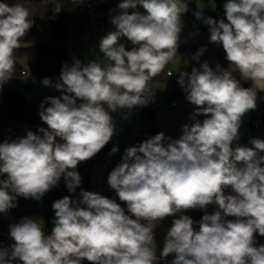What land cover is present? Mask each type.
Returning a JSON list of instances; mask_svg holds the SVG:
<instances>
[{"label": "clouds", "instance_id": "clouds-1", "mask_svg": "<svg viewBox=\"0 0 264 264\" xmlns=\"http://www.w3.org/2000/svg\"><path fill=\"white\" fill-rule=\"evenodd\" d=\"M117 7L114 30L99 40L105 62H64L55 83L42 80L59 93L39 104L47 127L0 142V214L15 208L18 197L41 200L61 179L73 194L53 202L50 234L37 218L10 224L0 264H159L169 256V264H264V244L256 240L264 237V139L239 143L242 117L264 92V0H226L220 19L194 13L207 25L209 43L222 46L228 67L204 61L178 72L194 106L181 134L161 131L127 147L107 176L127 212L116 199L82 188L77 169L117 134L112 113L126 120L154 102L150 82L177 55L188 4L122 0ZM30 15L24 3L0 2V87L13 78ZM206 50L191 59L199 63ZM234 71L251 86H242ZM118 151L113 146L109 156ZM209 205L216 210L209 213ZM192 210L203 211L199 221L185 214ZM168 218L157 257L156 229Z\"/></svg>", "mask_w": 264, "mask_h": 264}, {"label": "trees", "instance_id": "trees-1", "mask_svg": "<svg viewBox=\"0 0 264 264\" xmlns=\"http://www.w3.org/2000/svg\"><path fill=\"white\" fill-rule=\"evenodd\" d=\"M0 2H6L9 4L24 3L25 6L30 9L31 15L29 20L33 23L29 32L21 40L20 47L14 53L15 71L12 79L18 78L21 75L23 68L28 67L31 72L30 79L28 80V86L30 88L33 87L34 82H42L44 78H50L51 81L55 83L59 79L62 64L68 62L70 37L69 26L72 20L74 7L77 3L83 2V0H0ZM111 6V4L99 3H88L86 5L85 10L77 19L75 46H78L80 38L85 30L92 27L93 18L98 15V13L107 11ZM57 9H60L61 11L57 13ZM210 44L211 43L208 41L204 44L189 47L180 46L177 53L194 50ZM217 63L222 68L228 67V62L225 59V52L220 45L217 47ZM168 64L160 75L154 78L155 81L164 79V76L167 75L166 70ZM194 66L199 67L197 62ZM233 75L240 81L242 86L249 87L251 84L250 81H244L240 77L238 71H234ZM175 84L179 85L178 79L175 80ZM178 93L184 94L182 89L175 88L173 95ZM27 104L28 103L24 98L17 92L9 89L4 91V102L0 103V142L3 141L4 126L6 124H11L10 121L13 119V113L16 111L24 112L22 129L25 131V135L27 130L35 132L40 127H47L41 121L39 113L36 114L27 111ZM139 113L142 120L139 134L141 139L145 140L157 134L159 131V124L154 110L151 109L150 103L145 107H139ZM256 118L264 119L263 101H257L256 109L251 111L250 123ZM113 145L114 143L111 140V142L94 158L80 163L77 170L81 174L82 183H84L86 189H88L90 185L92 165L97 162L106 163L107 168L104 174V189L102 195L111 199H116L118 203H121L122 207H125L127 212L126 205L118 200L114 190H111L107 184V176L109 172L121 161L124 154L118 151L109 156ZM65 195L73 194L68 192L63 179H61L59 188L56 187L52 189L39 201L18 197L17 203L21 209L16 212V215L18 216L23 211L42 214L44 216V230L46 234H50L51 228L53 227L52 219L54 217L52 204L55 200L61 199ZM185 214L190 215L196 221H199L203 215L200 211H190ZM3 225V221H1L0 227H3ZM256 240L258 244H264V237H261L258 234ZM7 245L8 242L6 237L0 235V246ZM83 264L88 263L85 260L83 261Z\"/></svg>", "mask_w": 264, "mask_h": 264}, {"label": "rangeland", "instance_id": "rangeland-1", "mask_svg": "<svg viewBox=\"0 0 264 264\" xmlns=\"http://www.w3.org/2000/svg\"><path fill=\"white\" fill-rule=\"evenodd\" d=\"M122 0H83V2L77 3L73 10L72 20L69 26V53H68V63L71 64L74 59H79L81 62H87L89 60L97 59L102 64L105 62L103 60L102 54L99 51V40L100 37L105 35L108 31L114 30V26L110 23V18L112 15L117 14L118 4ZM188 4V11L184 14L188 16L187 19L182 17L184 21V28L181 33V44L180 46L189 47L193 45L204 44L209 41L210 33L208 31L207 25L203 24L202 21L196 19L194 13L198 10L202 11L205 16H210L213 18L220 19L223 17L224 8L223 5L226 0H185ZM88 3H99V4H111L112 6L105 12L98 13V16L93 18L92 27L85 30L82 37L80 38L78 46H75V30L77 19L83 13ZM215 5V6H214ZM143 11L142 8L138 9ZM99 16L102 18H99ZM124 43H128L122 38ZM207 50L204 52L200 58L198 65L207 61L209 65L215 69L217 63V47L216 44L204 45ZM199 48L194 50H187L184 52L177 53L176 56L169 62L167 70L172 73V76H164L163 80L155 81L154 79L150 82L151 87L154 91V102L153 105L156 106L154 111L157 121L159 124V132L163 131L167 136L173 138H178L181 134V126L189 122L190 113L193 111L194 106L190 105L185 98V93H178L173 95L175 88L182 89L179 85L175 84V80L178 79V72L180 70L191 71V68L195 65L196 61L192 60V56L197 52ZM188 61V63H187ZM26 65V64H25ZM166 70V72H167ZM235 77V76H234ZM236 78V77H235ZM33 98L27 104V111L30 113H39V104L45 97L49 95L59 94L52 87H44L42 82L36 81L32 87ZM184 92V91H183ZM4 102L3 90H0V103ZM173 102L176 105H173ZM171 109H173L171 111ZM252 111V110H251ZM245 114L242 117V125L240 131H245L244 138L239 141V143L246 144L250 137H259L264 139V128H250V113ZM114 119L117 123V134L113 137L114 146L119 147V151L124 153L125 149L129 146H136L141 143L143 139L138 138L137 134L141 129L142 120L140 118L138 107L135 108L128 119H123L120 113H112ZM24 112L16 111L13 113V119L10 123L13 125L15 130H21L23 124ZM198 119H203V117H198ZM107 165L104 162L94 163L91 167V179L89 188L86 189L84 183L81 187L85 190L95 191L103 194L104 189V174ZM59 188V186L57 187ZM216 210V206L209 205L207 211L212 213ZM200 211L202 210H192ZM190 212V211H189ZM37 218L41 225H44V216L40 213H30L23 211L22 214L17 218L16 222L20 220L21 217ZM4 220V216L0 214V222ZM147 224V221H141ZM171 224V218H168L162 222L156 229V244L154 245V250L159 256V252L163 247V237ZM7 239L8 244L11 241Z\"/></svg>", "mask_w": 264, "mask_h": 264}, {"label": "built area", "instance_id": "built-area-1", "mask_svg": "<svg viewBox=\"0 0 264 264\" xmlns=\"http://www.w3.org/2000/svg\"><path fill=\"white\" fill-rule=\"evenodd\" d=\"M127 47H131L130 43L126 44ZM170 71H167V76L168 73ZM30 70L28 67L23 68L21 75L18 78L15 79H10L9 81L5 82L3 84L2 87H0V90H13L15 92H17L20 96H22L24 98V100L28 103L29 101L32 100L33 98V90L32 88H30L28 86V80L30 79ZM251 86V84L249 85V87ZM55 95H59V94H55ZM257 101H263L264 102V92H258V99ZM173 105H175V103L173 102ZM151 109L155 110L156 107L151 105ZM172 111V110H171ZM250 128H264V119L262 118H256L254 120L251 121L250 123ZM241 132V139L244 138V133L245 131H240ZM3 141L4 140H13L19 137H23L25 136V131L23 129L21 130H15V128L13 127L12 124H6L3 128ZM138 138L140 137V134H137ZM2 141V142H3ZM17 203V202H16ZM21 208L19 207L18 203L17 206L11 210H9V212L7 213V215H4V220H3V227H0V235L5 236L6 238H9L8 232H9V226L12 223H15L17 220V215L16 212L18 210H20ZM157 257H159L157 255ZM172 257L169 256L167 258V260H160L159 264H169V262L171 261ZM87 262V261H86ZM88 263V262H87Z\"/></svg>", "mask_w": 264, "mask_h": 264}, {"label": "crops", "instance_id": "crops-1", "mask_svg": "<svg viewBox=\"0 0 264 264\" xmlns=\"http://www.w3.org/2000/svg\"><path fill=\"white\" fill-rule=\"evenodd\" d=\"M98 15H96V17H97ZM183 18H185V19H187V21H188V16L187 15H183L182 16ZM99 18H101L100 16H99ZM102 19V18H101ZM183 23H184V21H183ZM183 90V89H182ZM3 95H4V91H3ZM152 106H155V105H153L152 103H150ZM176 105V104H175ZM156 107V106H155ZM138 109H139V107H138ZM156 110V109H155ZM154 110V111H155ZM171 110H173V109H171ZM140 114V113H139ZM141 118V117H140ZM139 134V133H138ZM113 141V140H112ZM114 146V145H113ZM22 214V213H21ZM21 214H19L18 216H17V218H19V216L21 215ZM10 240V239H9ZM157 255V254H156Z\"/></svg>", "mask_w": 264, "mask_h": 264}]
</instances>
